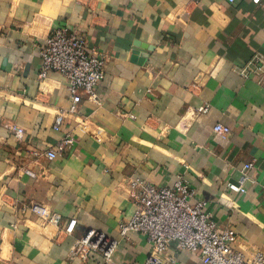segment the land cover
Here are the masks:
<instances>
[{"label": "crops", "instance_id": "crops-1", "mask_svg": "<svg viewBox=\"0 0 264 264\" xmlns=\"http://www.w3.org/2000/svg\"><path fill=\"white\" fill-rule=\"evenodd\" d=\"M57 26L108 57L96 99L74 113L63 77L38 78V49ZM254 57L252 71L262 70L241 74ZM217 123L230 129L227 140L214 134ZM12 125L24 130L20 143ZM64 135L75 144L62 157L33 156ZM248 162L246 192L228 190ZM177 175L219 228L234 229L233 248L264 253V0H0V264L143 263L146 239L118 233L133 213L127 183L168 187ZM31 203L59 226L30 213ZM89 230L119 240L111 262L67 259ZM167 253L201 264L175 243Z\"/></svg>", "mask_w": 264, "mask_h": 264}, {"label": "built area", "instance_id": "built-area-1", "mask_svg": "<svg viewBox=\"0 0 264 264\" xmlns=\"http://www.w3.org/2000/svg\"><path fill=\"white\" fill-rule=\"evenodd\" d=\"M230 3L235 0H227ZM261 0H252L258 4ZM41 59L38 78L44 80L49 72L63 77L66 88L72 99L70 112L83 98L96 99V88L105 79L107 55L95 47H90L83 35L76 34L63 26L53 27L46 33L44 43L38 49ZM259 62L254 57L241 74L249 70L260 71L263 66L252 67ZM206 111V108H202ZM63 115L59 113L53 129L58 131ZM11 137L20 143L23 140V128L12 125L8 127ZM213 132L222 140H227L230 129L220 123L213 127ZM75 144L70 135H64L56 146L44 152H32L33 156H43L55 160ZM253 162L245 163L236 183L228 182L226 187L235 193H245V184L250 180L249 172ZM21 173L35 177L29 169L20 168ZM132 192L133 213L130 218L118 223V233L124 239L128 233L142 235L148 243V254L141 264H175V257L167 253L170 243H175L176 250L198 253L201 264H264V253L256 250L246 256L232 247L235 231L232 227L219 228L210 213L205 211V203L195 201V191L188 181L177 175L172 186H155L138 178L128 181ZM26 209L40 219L59 226L60 219L51 215L44 205L31 203ZM76 220H69L63 227L65 235H71ZM119 240L108 237L95 230L87 231L83 237L75 240L67 252V259L83 260L91 253L111 262L118 247Z\"/></svg>", "mask_w": 264, "mask_h": 264}]
</instances>
